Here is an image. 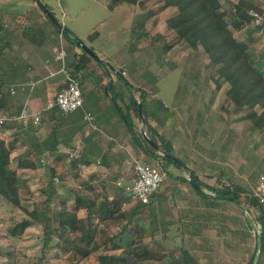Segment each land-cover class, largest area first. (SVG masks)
Here are the masks:
<instances>
[{"label": "rangeland", "instance_id": "1", "mask_svg": "<svg viewBox=\"0 0 264 264\" xmlns=\"http://www.w3.org/2000/svg\"><path fill=\"white\" fill-rule=\"evenodd\" d=\"M35 0H0V13L7 14L10 12H24L32 6ZM48 4L55 16L63 24H68L69 27H73L78 31L84 41H89L93 36H96L98 31L96 44L102 46L100 53L105 56V60L109 61L115 69H120L122 66H126L129 69V76L136 77V86H140L142 78L152 79L155 76L160 78L158 84L149 85L147 91L148 98L145 100L146 112L165 114L170 112L173 115L174 105L177 101L181 104L177 108L176 115H179L181 120V126L184 128L181 135L186 136V142L188 146L180 149V156L187 159L188 164L194 167H200V162L194 163L193 158L197 157L199 160H207L209 158L213 162V166H201L204 171V175L207 176V180L211 182L215 181L218 185V181L209 173H217L216 165H221L223 168L228 166V162L234 157L227 155L228 150L231 148L239 150L241 153L246 154L248 148L249 164L244 171L242 182L248 188L250 195H255L259 189V178L261 174H264V129L257 127L249 117V114L258 110L256 108H240L233 103L227 94L229 84L225 78L220 79L221 87L217 89V77L218 72L216 67L210 63L208 55L203 49H194L185 42L175 43L174 35L172 34L171 27L167 24L166 16L162 13L152 14L150 19L148 18L145 23L141 24V18H139L136 31L139 29L145 30L146 35L142 39H134L133 26L130 30V25L135 24V20L138 15L149 10L150 7L155 11L158 7L163 5L162 0H147V6L143 8L140 4H134L135 15L132 11H127L130 6L127 2H122L114 8L112 11L109 6L97 0H42ZM111 1V0H108ZM37 7L38 0H36ZM68 11L66 16L62 14V7ZM152 17V18H151ZM149 20V21H148ZM253 27L254 25L251 24ZM247 28L242 30H234V33L239 38H246ZM158 33L160 36L152 37ZM161 34L164 35V39L161 38ZM255 40L250 50L253 53H261L264 51V31L255 32L251 35ZM130 37L132 40H129ZM257 37V39L255 38ZM138 38V37H137ZM166 43H171L172 48L167 52L164 48ZM59 42L56 43L57 47H60ZM57 52V50H54ZM131 56V62L133 66L131 68L130 63L126 61L125 57ZM152 69V71H151ZM120 77L121 72H117ZM181 83V86H180ZM131 88V87H130ZM150 90V91H149ZM58 90H52L49 93L50 102L54 103L55 95ZM138 96H141V91L133 88ZM122 94L123 91L121 90ZM183 92V99H180V95ZM114 95L118 96V92L115 91ZM87 103L90 100L92 103V97L94 93L87 95ZM180 99V100H179ZM18 100V99H17ZM25 100H23L24 103ZM111 102L106 100V102ZM130 103V99H129ZM129 103H126L123 108L127 109ZM217 104V105H216ZM85 106V105H84ZM83 106V107H84ZM82 108H78L76 113H81ZM115 110V107L111 103L103 111L105 115L111 114ZM47 118L50 111L47 109ZM135 114V113H134ZM134 120L138 126H142V122L138 116L133 115ZM45 119L44 125L51 128L55 124V120ZM8 140H12L13 133L10 130L6 131ZM77 135L72 140V147L77 148ZM237 141L233 147L232 142ZM240 142V143H239ZM241 142L244 146L242 149ZM247 145V148L246 146ZM188 149V154L183 153L184 149ZM69 152L68 149H63V152ZM199 151L207 152L204 157L199 155ZM75 154V149L71 151ZM146 159L154 166L160 168L165 173V180L161 188L158 190L157 196L154 197L153 205L139 208L138 220L140 224L146 227V236L143 241L149 242L150 246L159 245V248L165 249L168 245L169 249H175L178 244L179 236H207L212 237L216 235H237L235 229H226L221 225V222L230 218V200L223 198L224 201L217 200V209L210 208L215 214L212 217L210 210L205 206L198 207V209L208 216H200L198 224L201 226L199 231L190 230L185 226L188 224V219L192 218V211L189 208V204L194 203L195 200L191 198V194L195 193L191 187L189 181L177 178L180 173L189 177L187 170H181L176 166H169L171 173L168 174L162 168V161L148 159L137 148L136 151L130 156L129 163L126 164L127 170L120 172L118 169L109 171L105 177L87 176L90 174L85 171V164H81L80 176H76L77 168L69 166H63L60 171V178L56 180L59 186V194L61 199L56 203L66 200L68 206H72L74 203L75 195L78 191L89 192V184L95 187V190L91 191L92 194L101 193V182L105 179L107 189L111 194H122L127 199L124 203L125 208H130L137 204V201L132 198L125 190V188L117 185V180L121 177L128 178L133 174L132 168L135 160ZM184 159V160H185ZM49 162V161H48ZM202 163V162H201ZM199 164V165H198ZM229 167V166H228ZM245 169V168H244ZM19 173L26 181V185L23 186V199L22 204L28 208H33L42 202L45 198V194L41 193L42 189H47L49 181V169L46 163V167L43 168L41 161H37V167L35 169H20ZM201 173V172H200ZM203 181V180H202ZM180 183L179 188L173 187V184ZM184 182V183H183ZM205 182V181H203ZM208 182V181H207ZM206 183V182H205ZM170 186V188H168ZM180 189V190H179ZM206 190L208 188L205 187ZM247 191V193H248ZM181 192V193H180ZM245 193V194H247ZM184 195V196H183ZM197 196V195H196ZM256 196V195H255ZM245 197V195H244ZM243 197V198H244ZM205 198H208L205 196ZM197 199L204 203L203 197L197 196ZM216 200V199H215ZM214 200V201H215ZM198 202V200H197ZM228 204V205H227ZM191 206V205H190ZM208 206V205H207ZM251 211L247 212L245 208V216L248 214V219L251 224L253 222L261 229V224L254 219L255 216L260 214L259 207L250 202ZM81 215H85V210H80ZM26 213L19 207L12 206L4 198H0V264H38L41 258H44L43 264H72L67 261L61 251L57 248L43 251V237L42 226L38 223L27 227L22 235L15 236L9 232V227L21 220ZM189 217V218H187ZM218 218L219 222L215 219ZM230 220V219H229ZM214 222V223H213ZM113 231H119L120 227L112 226ZM186 229V231H184ZM153 232V233H152ZM192 232V233H191ZM167 234V237H171V241L161 240L159 236ZM240 234V233H239ZM182 236V237H183ZM159 239V244H154L152 240ZM174 239V240H173ZM206 245L201 243L200 245ZM45 252V256L41 257ZM102 252V249L96 250L90 257L83 261V264H98V254ZM207 256L208 254H204ZM224 262H231L233 260H221ZM235 262V261H234ZM233 262V263H234ZM158 264V262H156ZM224 264V263H222Z\"/></svg>", "mask_w": 264, "mask_h": 264}, {"label": "trees", "instance_id": "2", "mask_svg": "<svg viewBox=\"0 0 264 264\" xmlns=\"http://www.w3.org/2000/svg\"><path fill=\"white\" fill-rule=\"evenodd\" d=\"M138 3L143 8L147 6V0H111L107 4L110 8L122 2ZM163 5L158 7L154 13L152 7L149 10L138 15L133 30L135 39H142L146 31L139 29L136 31L139 18L143 25L152 14L162 13L166 16L167 24L171 27L175 43L185 42L194 49H203L208 55L210 63L216 67L218 72L215 81L217 89H220V79L225 78L229 84L227 91L231 101L240 108L260 107L249 114L252 122L259 128L264 129V51L253 53L250 46L254 43L251 36L255 32L263 31L260 27L252 23L250 14L251 9L263 10V7L255 4L252 0H162ZM45 5L51 10L48 4ZM44 11V10H43ZM53 15L54 12L51 10ZM46 20L54 26L58 33L63 34L66 40L73 46L82 49L81 59L76 65L73 74L77 75L80 68L96 60L102 62L93 52L85 49L79 41L83 39L68 25L60 28V21L51 18L45 11L43 12ZM59 22V23H58ZM253 24L254 27L251 25ZM247 28L246 38H239L234 30ZM160 36L158 33L152 37ZM138 37V38H137ZM161 34V38L164 39ZM2 37L0 36V113L16 112L17 109L11 108V93L9 82L1 75L2 70ZM171 43L164 45L168 52L172 48ZM105 64L108 62L105 61ZM107 62V63H106ZM73 72V71H72ZM122 75V71H121ZM4 79V80H3ZM111 83L112 80L110 79ZM113 83V82H112ZM131 88L134 86L126 82ZM112 84L109 90L112 89ZM64 86L60 87L61 90ZM141 91V98L134 95L130 96V105L124 110L123 106L118 105L120 116L126 121L131 137L145 157L152 160L162 161V168L168 174L171 173L169 165H174L181 170H187L189 177L184 174L179 175L180 179L189 181L195 188L202 191L204 187L213 191V193H223L234 197L248 212L251 211L250 202L259 207L260 214L254 219L261 224L263 232L264 250V204L260 203L255 195L247 194L242 196V190L245 188L236 184H224L222 186L210 185L203 182L196 171L192 169L186 161L174 151L173 143L162 135L155 126H153L146 116L145 97L147 91L142 86H134ZM18 94V93H16ZM15 94V95H16ZM119 94L123 96L120 91ZM116 98L117 96L114 95ZM51 114L47 118L44 112L42 123L40 125H23L20 121H10L0 128V198H4L12 206L21 208L26 215L15 224L9 227L12 235L20 236L25 229L34 223L42 226L43 251L57 248L61 255L72 264H83V261L90 257L96 250L102 249L98 254V264H200L199 261L186 249H183L181 255L169 252L159 248V239L152 240L154 245L143 241L146 236V227L140 224L137 210L142 207L152 206L154 197L149 202L136 200L137 204L125 208L127 201L122 194H111L107 189L105 179L102 180L101 188L103 192L92 194L95 190L92 184L88 183L89 192L78 191L74 198L72 206L66 204V200L56 203L61 199L59 186L56 183L55 176L60 178V171L63 166L77 168L76 176H80V165L85 161L81 154L59 151L58 145L64 143L72 147L74 136L85 126V119L82 113L77 114V109L71 112H64L57 104L50 107ZM131 109L142 122L138 126L130 115ZM55 119V125L47 135L34 140V135L45 119ZM13 138L8 140L6 129H13ZM145 132H144V131ZM264 131V130H263ZM146 133V134H145ZM22 139L23 143L28 144L23 153L17 152V143ZM150 140L152 142H150ZM48 152L51 160L48 162L49 181L47 189H42L41 193L45 198L40 204L33 208H28L22 204L23 186L26 185L19 173L20 169H36L38 155ZM174 155L175 157H173ZM146 160V159H145ZM152 164V163H151ZM91 183V182H90ZM163 185V184H162ZM249 206V207H248ZM85 210V215L80 214V210ZM112 226L120 227L119 231H113ZM153 233V232H152ZM167 234L159 236L160 241L165 240ZM1 254V253H0ZM172 255L171 259L168 256ZM45 256V252L41 257ZM44 258H41L38 264H43ZM254 263V254L248 261V264Z\"/></svg>", "mask_w": 264, "mask_h": 264}, {"label": "crops", "instance_id": "3", "mask_svg": "<svg viewBox=\"0 0 264 264\" xmlns=\"http://www.w3.org/2000/svg\"><path fill=\"white\" fill-rule=\"evenodd\" d=\"M97 1L104 3V5H107L109 2H111L108 0ZM232 1L237 2L238 0ZM252 1L264 9V0ZM126 2L130 4V6L127 8V11H132L135 15L136 11H134V3L128 1ZM117 5H115L113 8H110L112 11V16L113 14L115 15L113 10L115 7H117ZM63 11L66 12L65 15L63 14ZM43 12L44 11L41 6L40 8L37 7L35 0L32 6L24 12H10L7 14L0 13V36L3 40L1 75L5 81L9 82L8 87L11 84L26 86L24 91L20 90L17 92L18 94H13V96H11V108L15 110H18L23 106V100H27L26 102L31 109H41L52 103L49 99V93L52 90L55 89L59 91L60 87L65 86V75L59 70L60 66L62 65V61L58 58L61 48H65L67 52L65 56V66L69 68V70H72L73 73H75L74 69L81 59L82 49L78 46L73 47L63 36L62 32L58 33L54 26H52L46 20ZM62 14L63 16L68 14V11L63 7ZM64 25L68 24L65 23ZM132 26L133 24L130 25V30ZM70 28L81 37L76 29L71 26ZM95 33L96 36L91 37L89 41H83L88 46L94 48L96 55L102 60V62L92 60L87 64L86 67L83 69L80 68L78 73H76V76L80 79L81 88L84 94V103L79 108H82L81 113L85 119V126L76 134L77 138H79L77 140V148H71L64 143H60L58 148L59 151H63V149L66 148L70 150V153L75 149L76 155L81 154L82 159L85 160L83 161V164H85V171L90 173L87 176L93 175L97 177H105L109 171H113L115 169H118L120 172H125V170H127L126 164L129 163L130 156L137 149V146L135 145L128 130L126 121L120 116L118 112L117 104L124 106L126 103H129L131 95H134L138 99H140L141 96H138L137 92L133 91V88L135 89L134 86L137 84V79L135 76H132V78L129 76V71L131 69L126 66H122L117 70L113 67V65L110 64L109 61H107L108 63L106 62L107 64H105V56H103L99 50H102V46L96 44L99 33L98 31ZM132 33L133 32H131V35ZM150 35L152 36V34ZM133 38L135 39V33ZM255 38L257 39V37ZM129 40H132V38L130 37ZM57 42L61 43L59 48L56 45ZM55 49L57 52L54 51ZM125 59L128 64L130 63L129 66H131V68L133 66V70H135L134 65L130 61L131 56L129 55L128 58L125 57ZM121 71H125V74L122 73V77H120L117 73ZM110 79L113 83L109 82ZM159 80L160 78L158 76H155L152 79L142 78L139 85L148 90L149 85L156 86ZM126 82H130L134 86L130 88ZM110 84H112L111 90L108 89ZM121 90L123 91V96L119 94ZM115 91L118 92V96L116 98L114 97ZM91 93H94V97H92V103H90V100H88L87 103V95H90ZM148 94L149 92L147 93L145 100H147ZM180 99H183V92L180 95ZM106 100H110L111 102H106ZM111 103L115 107V110L111 112V114L105 115L103 111ZM180 105L181 104L179 101H177V104L174 105L175 110L173 115H171L170 112L163 115L157 112H146V116L150 123L155 126L162 135H164L173 143L174 151L179 156L181 153L180 149L188 146V144L184 142L186 140V136L181 135L184 128L181 126L180 117L179 115L175 114L177 112V108ZM49 110H51V108H48V111ZM44 112H47V109ZM88 113L94 116L92 120L86 118V114ZM130 115L134 120L133 115L135 114L132 109L130 111ZM48 121L50 120L48 119ZM52 127L49 128L47 125H44V127L41 126L35 132L34 140L38 141V139L40 140L44 138L52 129ZM8 130H10V133H13L15 127L13 129H6V131ZM236 143L237 141L232 142L233 147ZM27 146L28 144L23 143L21 139L17 143V152L23 153ZM241 146L243 149V142H241ZM245 146L247 148V145ZM246 151L247 152L244 155L243 151L240 153L239 150L231 148L228 150L227 155H229L230 158L235 156V159H232L230 162H228L227 165L229 167L226 166V168H223L221 165H219V167L216 165L215 171H217V173H209L210 176L214 177V179L218 181V185L214 184L216 183L215 181L211 182L210 180H207V176L204 175L203 171L206 169L201 167L213 166L214 164L210 158L209 161H202V159L199 160L197 157L193 158V162L195 164L200 162V165L198 164L200 167L197 168L188 164L187 159L182 156L181 157L185 159L188 166L196 171L201 180L210 185L222 186L224 184H236L243 186L245 189L242 190V196L244 197L245 193H247L246 189L248 190V188L240 179L243 178L244 171L247 169L249 164L248 148ZM188 152L189 151L187 148H185L183 151L185 154H188ZM198 154L205 157L208 153L199 151ZM42 157H45L48 161L51 160V156L47 151L38 155L36 161L40 160ZM131 175H129L128 178H125V180H128ZM179 175L182 174L180 173ZM179 175L176 177L179 178ZM176 185L181 184L178 182L177 184H173V187H180ZM191 187L194 189V191H196L195 193L197 194L192 193L190 195L191 198L193 197L195 202L189 204V208H191L192 211V218L188 219V221H190L188 224L185 223V226L190 229L188 231L194 232V230H197L200 232V227L203 226V223L201 225L198 224L200 216L207 218L208 216L206 215L211 214L212 217H215V214L210 210V208L217 207V200H224L223 197L217 196L209 189L206 190L205 187L202 191L198 190L193 185ZM168 188H170V186H168ZM196 195L203 197L205 202L202 203L199 201ZM205 196L208 198H205ZM227 199L230 200V204L234 205L232 207L230 206V211L232 213V215L230 214V220H224L223 222L218 220V218L215 220L218 222L220 221L221 225L226 229H235L237 235L218 234L212 237L182 235L183 237H178V244H180V246H175V249L172 250L169 249L170 246H166V250L169 252V254L175 253L181 255L182 250L186 249L199 261L200 264H248L249 259L251 258L252 254H254L256 246V236L253 224H251L247 218L248 214L245 216L243 213L244 209L239 202L235 201L233 198ZM199 205L200 207L205 206L206 209L210 210V214L202 213L198 209ZM184 231H186V229ZM167 238L169 241H171V237L166 236L165 240H168ZM201 243H206V245H200ZM204 254L208 255L205 256ZM171 258L172 255H169L167 260ZM221 260L233 261L224 262ZM179 264L185 263L180 262ZM259 264H264V250L262 251V249Z\"/></svg>", "mask_w": 264, "mask_h": 264}, {"label": "built area", "instance_id": "4", "mask_svg": "<svg viewBox=\"0 0 264 264\" xmlns=\"http://www.w3.org/2000/svg\"><path fill=\"white\" fill-rule=\"evenodd\" d=\"M65 15L66 12L63 11ZM250 14L252 17V23L255 26L261 28L264 31V9H251ZM66 49L61 48L58 58L62 61V65L59 70L65 75V86L59 90L55 96L54 103L48 104L41 109H31L27 100L23 103V106L16 112H3L0 113V128L10 121H20L23 125L29 124L40 125L42 123V117L44 111L54 104H57L64 112H71L84 103V94L81 88L80 79L73 74L72 70H69L65 66ZM125 74V71H122ZM25 85H11L10 90L12 94H16L18 91H24ZM86 118L92 120L94 116L90 113L86 114ZM74 153L71 152V155ZM43 168L48 165V160L45 157L40 159ZM58 180V176H55ZM165 179V173L160 168L154 166L149 161L140 158L135 160L133 166V174L128 180L125 177H121L117 180V185L125 188L126 192L134 199L142 202H149L152 200L155 192L162 186ZM256 197L259 202L264 204V174L259 178V189L256 192Z\"/></svg>", "mask_w": 264, "mask_h": 264}, {"label": "water", "instance_id": "5", "mask_svg": "<svg viewBox=\"0 0 264 264\" xmlns=\"http://www.w3.org/2000/svg\"><path fill=\"white\" fill-rule=\"evenodd\" d=\"M39 5L42 7V9L51 17L53 18L55 21H57V19L55 18V16L53 15V13L51 12V10L45 5V3L42 0H38ZM59 23V22H58ZM60 28L62 29L65 25L63 23H59ZM79 43L87 50L93 52V50L90 48V46H88L84 41L80 40ZM144 131V130H143ZM145 132V131H144ZM146 134V133H145ZM150 142H152L150 140ZM173 157H175L174 155H172ZM217 196L219 197H226V198H233L231 195H227V194H223V193H215ZM253 228H254V232H255V236H256V246H255V250H254V263L253 264H259L260 261V256H261V249L263 246V232L262 230L258 227V225H256L253 222Z\"/></svg>", "mask_w": 264, "mask_h": 264}]
</instances>
